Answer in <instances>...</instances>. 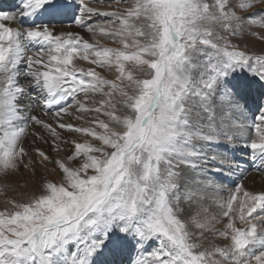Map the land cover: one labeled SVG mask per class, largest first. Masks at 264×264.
I'll use <instances>...</instances> for the list:
<instances>
[{"label": "snow or ice", "instance_id": "6c2138e0", "mask_svg": "<svg viewBox=\"0 0 264 264\" xmlns=\"http://www.w3.org/2000/svg\"><path fill=\"white\" fill-rule=\"evenodd\" d=\"M112 3L128 6L0 3V174H35L37 158L61 173L0 211V264H264V186L218 199L248 163L234 151L249 114L259 122L242 147L264 174V48L244 47L264 42V0ZM93 113L105 119L70 122Z\"/></svg>", "mask_w": 264, "mask_h": 264}, {"label": "rangeland", "instance_id": "374dc122", "mask_svg": "<svg viewBox=\"0 0 264 264\" xmlns=\"http://www.w3.org/2000/svg\"><path fill=\"white\" fill-rule=\"evenodd\" d=\"M85 2L88 3V5L90 7H94L96 9H98L99 11H113L117 8L123 9V8H126L128 6L127 3L113 4L112 0H99V2H95V0H85ZM12 3H14V0H12ZM259 8H264V5H259L258 8L253 9V11H257V10H259ZM93 19L97 20V21H101V22L106 21L105 17H100L97 19H96V17H93ZM89 35H90V39H92V40H89V42H91V43H97L98 42V46L111 47V48L121 47V45H119L118 43H115L108 38L102 37L99 34L92 35L89 33ZM244 47H248L249 51H254V52L259 53V50L261 48H264V42L257 40L255 42H250L248 45H244ZM260 54H264V53H260ZM74 66L77 69L82 68L85 71H87L89 68H95V70L97 72H99L101 74V76H103L105 79H109V80H114L116 75H117L116 70L114 68H112V69H108V68L101 69L99 67L88 64L87 61L84 62L83 67L82 66L78 67L76 65H74ZM129 70L133 71V74L136 75L137 70H135L131 64L126 65V71H129ZM137 78L143 79L145 77L137 76ZM127 83L128 82L125 81L124 86H126ZM120 99H121V97L119 95H117L115 97L116 101H118ZM92 100H96L98 103L99 97H90L89 98V106L90 107L95 106L91 103ZM121 107L122 106L120 104H117L118 109ZM256 116H257L256 122L252 119L253 123L259 122V119H258L259 113H257ZM250 118H252L251 115H250ZM96 119H105V118L103 116H99V115L93 113V114H85L84 118L82 120H76L74 118L73 121L76 120L77 126L90 127L91 125H93L92 122ZM248 124H249V122L247 119L245 121V126H248ZM251 130H252L250 133L251 138H255L253 127L251 128ZM64 133L69 134L67 132H64ZM69 135H71V134H69ZM71 136H72V138H74L80 142L86 141V140H83L82 134H72ZM93 143H97V142L94 141ZM235 151H234L235 157L237 159H240V156H238L239 152L238 151L235 152ZM250 152H251L250 149H248L245 151V154H243V155L245 157L248 155L250 156ZM62 153L63 152H61L60 155ZM52 155L56 156L54 153ZM57 158H60V157H57ZM249 161L251 162V160H249ZM256 163L258 164L259 162L257 161ZM41 177H44L49 181H57L58 182L61 178V173L55 169V166L52 163H47L45 165L44 162L38 161V163L36 165V173L35 174H33L31 169H29V170H23L22 169L19 173H16L15 175L9 176L7 178H5L3 176V174H0V211L4 210L5 208H8L9 210H11V204L9 203V201L15 200V202H17V203L26 202L33 195L38 196L40 194V179H41ZM225 222L226 221L222 219L221 222L216 225V228L217 229L223 228V225ZM213 243H215L218 246H224L226 242L222 239H219V240H216L215 242H213L211 240V238L209 240L203 241V244L205 247H212Z\"/></svg>", "mask_w": 264, "mask_h": 264}, {"label": "bare ground", "instance_id": "6f19581e", "mask_svg": "<svg viewBox=\"0 0 264 264\" xmlns=\"http://www.w3.org/2000/svg\"><path fill=\"white\" fill-rule=\"evenodd\" d=\"M0 3H2L4 7H8L12 3V0H0ZM97 18H100V17H96V19ZM63 31H80L81 32V35H83L85 39L92 40V39H90L89 33L86 32V31H81L79 29H74V28H68L67 26H65V28L63 29ZM84 62H86V61H83V60H80V59H75L74 62H73V65H76L78 67H80V66L83 67ZM45 119H49V118L48 117H45ZM247 119H248L249 124H248V126H245V130H244V133H243V137L239 141H237V144L235 145V150L239 152L238 153V156H240V158H241L239 160L242 161V162L243 161H248V163H245L243 165V167L245 169V171L243 173H241L239 170H237L236 173H235V175H233V176L230 177V179L232 181H234L235 183L234 184H227L226 183L224 185V187L221 189V194L218 197V199H224L227 196L231 195L232 194V189L237 184H241V183L244 184L248 190H259L262 186H264V174L260 173L259 171L256 170L255 167L252 166V162L249 161L250 160L249 159L250 158L249 155L246 156V157L243 155V154H245V151L248 150V149L243 148L242 145H243V143L245 141H247L249 138H251V134H250L251 131H252L251 128H252V126L254 124L252 122V119L253 118H250V114L248 115V118ZM65 120L67 121L68 118L65 117ZM73 120H74V117L72 118V120L70 122L76 124L77 123L76 120L75 121H73ZM255 122H256V120H255ZM91 126H93V125H91ZM83 127H85V126H83ZM63 135H65L66 137L72 138V136H71L72 134L69 135V134L63 133ZM83 140H90V138L83 136ZM31 142H32V137L29 136L28 137V144H31ZM37 146L43 147L45 150H49L48 149V145H43L39 141H37ZM50 154L52 155L53 153L50 152ZM64 155H66V153L63 152L60 155V157H63ZM53 158L54 159H57L56 156H53ZM37 160L40 161L39 158H37ZM40 162H42V161H40ZM212 211L215 212V211H218V209L215 206H213L212 207ZM134 257H135V255H134Z\"/></svg>", "mask_w": 264, "mask_h": 264}]
</instances>
